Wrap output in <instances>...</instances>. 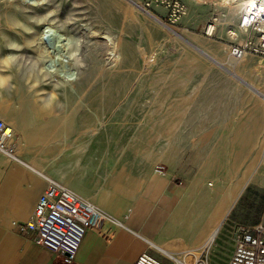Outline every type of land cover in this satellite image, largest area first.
<instances>
[{"label": "rangeland", "instance_id": "374dc122", "mask_svg": "<svg viewBox=\"0 0 264 264\" xmlns=\"http://www.w3.org/2000/svg\"><path fill=\"white\" fill-rule=\"evenodd\" d=\"M207 21L214 25L211 33ZM45 23L62 35L49 42L51 53L39 44ZM241 24L240 9L221 0H0V117L13 128L17 156L24 151L26 160L45 165L47 180L115 209L151 191L158 179H171L169 191L191 194L194 208L207 204V212H189L192 230L207 234L222 218L202 195L207 180L220 185L249 178L241 194L247 187L253 192L252 211L236 220L231 209L217 237L193 243L185 256L182 248L173 249L189 264H219L230 227L252 225L264 200V143L254 155L263 167L247 168L240 153L216 152L228 138L211 136L234 122L216 112L227 84L264 106L259 24ZM55 43L64 45L62 52ZM239 45L247 54L235 72L227 70L223 65ZM50 68H71L81 90L70 91L58 77L52 100L44 101L51 78L43 73ZM11 159L0 150V162ZM150 251L169 264L176 261Z\"/></svg>", "mask_w": 264, "mask_h": 264}, {"label": "crops", "instance_id": "0c3cea01", "mask_svg": "<svg viewBox=\"0 0 264 264\" xmlns=\"http://www.w3.org/2000/svg\"><path fill=\"white\" fill-rule=\"evenodd\" d=\"M227 82L225 80L224 85ZM222 89V102L218 103L222 107L216 112L223 114V120L231 117L234 122L231 128L218 129L211 135L228 138L216 144V152L229 150L240 153V159L248 164L247 168L263 167L260 163L255 164L254 160V155L264 143L262 102L254 96H239L236 87L229 84ZM20 154L18 160L0 162V264H63L50 250L36 244L26 234L17 232L12 224V221H25L31 216L39 195L47 185L40 162L26 160L24 151ZM243 154H247V159ZM247 188L231 208L236 220L241 212L252 211L250 201L254 194ZM169 189L172 190L171 179L160 178L151 191L136 194L132 203L122 204L119 209L105 203L104 199L95 198L94 203L106 217L99 227L85 233L72 264H133L140 253L146 251L152 254V247L166 258L171 256L164 253V248L172 253L177 250L174 248H182V255L185 256L193 243H208L210 233L207 234L204 228L193 231L189 219V212H207V204L202 207L201 203L196 210L191 194H180ZM216 190H209L206 186L201 191L203 196L219 199L222 203L225 196ZM215 211L219 212L218 209ZM222 221L212 241L217 237ZM197 222L208 224L200 219ZM251 223L264 224V200L261 213ZM235 225L236 222L228 230V244L219 264H226L232 253ZM155 257L169 264L163 258Z\"/></svg>", "mask_w": 264, "mask_h": 264}, {"label": "built area", "instance_id": "2783aa9c", "mask_svg": "<svg viewBox=\"0 0 264 264\" xmlns=\"http://www.w3.org/2000/svg\"><path fill=\"white\" fill-rule=\"evenodd\" d=\"M245 52V46L239 45L230 53L241 58ZM13 134L12 126L0 117V150L18 160ZM105 217L89 197L48 179L31 216L25 221H12V224L17 232L50 250L63 264H72L85 233L99 227ZM175 260L172 264H179ZM133 264L165 263L145 251ZM226 264H264V224L235 226L234 246Z\"/></svg>", "mask_w": 264, "mask_h": 264}, {"label": "bare ground", "instance_id": "6f19581e", "mask_svg": "<svg viewBox=\"0 0 264 264\" xmlns=\"http://www.w3.org/2000/svg\"><path fill=\"white\" fill-rule=\"evenodd\" d=\"M221 3L223 5H229L230 7H238V9H240V12H241V18H242V24L244 27H246V29H248V26L253 24V23H258L259 25V31L261 32V40H262V45L264 46V0H221ZM234 3V4H233ZM233 4V6H232ZM40 19V18H39ZM47 22V21H46ZM55 22V20H54ZM208 22V21H207ZM54 26V24H53ZM214 25L211 23V22H208L205 26V30L207 31V33H211L213 31V27ZM245 30V29H244ZM234 35V33H233ZM62 35L59 34V32L57 33L56 32V29H54L52 27V25L50 26L49 23H45V25L40 29L39 31V44L42 46V47H45L46 49L45 50H48L49 48V53H51V47L49 45V42L52 43L51 41L55 40L58 41V38L59 40L61 39ZM53 39V40H52ZM260 40V42H261ZM55 41V42H56ZM259 41V40H258ZM70 42V41H69ZM54 44V42H53ZM60 44V43H59ZM58 44V46L60 47V45ZM52 46V45H51ZM56 46V43H55V47L57 50L59 47ZM64 46V45H63ZM61 46V47H63ZM54 46H52L53 48ZM58 47V48H57ZM60 47L61 49V52H62V48ZM66 47V45H65ZM64 47V48H65ZM63 48V49H64ZM233 48V47H232ZM66 49V48H65ZM73 49V47H72ZM53 50V49H52ZM59 50V49H58ZM60 51V50H59ZM67 51V50H65ZM74 51H75V48H74ZM61 52H59L61 54ZM73 52V51H72ZM114 52V51H113ZM231 52V51H230ZM46 53V52H45ZM57 53V52H56ZM70 54V52H68ZM55 54V53H54ZM247 54V52H245V54L241 57V58H236L235 56H233L232 54H229L228 57H227V60L225 62V65L224 68L226 67V69L228 70H231L233 72H235L236 70V66L238 65V63H240L242 61V59L245 57V55ZM45 55V54H44ZM49 55V54H48ZM47 55V56H48ZM67 55V54H66ZM75 55V54H74ZM70 56V55H68ZM78 57V56H76ZM43 59V58H42ZM40 59V60H42ZM80 59V58H79ZM38 60V59H37ZM39 60V61H40ZM71 60V59H70ZM69 61V60H68ZM75 60H73L74 62ZM78 61V60H77ZM33 60L30 62V64H32ZM36 63H34L33 65L30 66V68H34V66L36 67L37 65V62L35 60ZM81 62V61H80ZM259 62L262 63V65H264V59H260ZM43 63V62H42ZM71 61L69 62V65H70ZM223 63V61L221 62ZM29 66V64H27ZM54 65V64H53ZM72 65V64H71ZM228 65V67H227ZM260 65V64H259ZM27 66V67H28ZM48 66V64H47ZM45 66V68L47 67ZM261 66V65H260ZM53 67V66H52ZM29 68V69H30ZM39 68V67H38ZM37 68V69H38ZM258 68V67H257ZM257 68H255V70H257ZM43 69V68H42ZM41 69V70H42ZM49 69V67H48ZM52 69V70H51ZM56 68H50V70L44 72V76L46 77V79H50L49 82L51 83V90L49 91L48 94L44 95L43 97V100L48 102L50 100H52V95L54 93V90H55V86H57L60 82H53V80H57L58 77H61V82L62 84L61 85H64L67 89H69L70 91H79L81 90V87L80 85H78V83L76 82V74H75V71H73L71 68H67L65 69L64 71H60V72H57L55 71ZM78 70V69H77ZM76 70V71H77ZM34 71V70H33ZM41 72V71H39ZM38 73V72H37ZM40 74V73H39ZM42 74V73H41ZM259 74V73H258ZM43 76V78H44ZM2 77H0V80H1ZM54 78V79H53ZM48 82V81H47ZM49 84V83H48ZM252 88L254 87V89L256 88V83H251L249 82L248 83ZM57 88V87H56ZM251 90V89H250ZM252 91V90H251ZM55 94V93H54ZM83 94V93H82ZM54 97V96H53ZM186 100V99H185ZM186 108V107H185ZM0 112L5 114V111L3 108H0ZM187 112V111H186ZM14 127V125H16V123H11ZM16 130V129H15ZM19 131V130H18ZM21 132V130H20ZM41 132V131H40ZM30 135V134H28ZM40 135V133H39ZM19 136V135H18ZM31 136V135H30ZM29 136V138H30ZM27 137V136H26ZM36 137V136H35ZM38 137V136H37ZM33 138V136H32ZM24 138H20L18 141H19V145L21 146H24L25 145V141L23 140ZM35 139V138H34ZM39 139V138H38ZM16 140V139H15ZM40 140V139H39ZM37 140V141H39ZM47 141V140H46ZM30 142V141H29ZM28 142V143H29ZM36 142V141H35ZM42 142V140H41ZM16 143V142H15ZM27 143V142H26ZM32 143H33V140H32ZM38 143V142H37ZM36 143V144H37ZM31 144V143H30ZM35 144V143H33ZM32 144V145H33ZM43 144V143H42ZM16 145V144H15ZM28 145V144H27ZM259 146V145H258ZM38 147H40L38 145ZM37 147V148H38ZM257 147V146H256ZM264 149V148H262ZM31 150V149H30ZM50 150V149H49ZM39 151V150H38ZM41 151H42V148H41ZM32 152V151H31ZM35 152V151H34ZM43 152V151H42ZM262 152V151H261ZM33 153V152H32ZM57 153V152H56ZM37 154V153H36ZM40 154V153H39ZM63 154V153H62ZM61 154V155H62ZM59 154L55 155L53 158H51L50 160L53 161L54 159H56V157H58ZM40 156V155H39ZM257 156V155H256ZM51 157V156H50ZM62 157V156H61ZM246 158V157H245ZM45 159V157H44ZM61 159V158H60ZM243 159V158H242ZM247 159V158H246ZM260 159L259 158V162H260ZM47 160V159H46ZM264 160V159H263ZM58 162V161H57ZM252 162V161H251ZM249 162V163H251ZM257 162V161H256ZM50 163V162H49ZM257 164V163H256ZM43 167H45V165H42ZM239 166V165H238ZM237 166V167H238ZM42 167V168H43ZM255 167V166H254ZM234 173V171H233ZM236 174V173H234ZM252 174V173H251ZM250 174V175H251ZM229 175V174H228ZM253 175V174H252ZM231 176V175H230ZM233 177V176H232ZM49 178V177H48ZM219 178V177H218ZM215 180L217 179H212V180H207V187L209 190H216V192L218 193V191H221L219 193H222L224 194L225 196V200L221 201L218 199V200H215V199H212L211 200V203L213 204L214 206V209L215 210H219V212H222V218L217 222V225L214 226V228L212 229V231L210 232V236H209V239H208V242H211L213 237H214V234L217 233V230L220 226V222L222 219L225 218V216L229 213V211L231 210L232 206L234 205V203L236 202L237 198L239 197V195L241 194V192L244 190V187L246 186L249 178L245 177V178H242V179H238L237 182L235 183H231L229 181H227L226 179H223V181H221L220 185H217L218 182H216ZM231 180V179H230ZM215 181V182H214ZM217 195V194H216ZM215 195V196H216ZM159 248H164L162 246H158ZM164 253L172 256L173 258L177 259L178 260V263L179 264H189L187 263L186 261H183L182 259H179V256L175 255L172 253V251H169L167 250V248H164Z\"/></svg>", "mask_w": 264, "mask_h": 264}]
</instances>
